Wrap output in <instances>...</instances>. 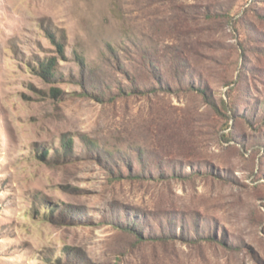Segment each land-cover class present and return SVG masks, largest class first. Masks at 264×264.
Returning <instances> with one entry per match:
<instances>
[{
  "label": "rangeland",
  "instance_id": "374dc122",
  "mask_svg": "<svg viewBox=\"0 0 264 264\" xmlns=\"http://www.w3.org/2000/svg\"><path fill=\"white\" fill-rule=\"evenodd\" d=\"M0 264H264V0H0Z\"/></svg>",
  "mask_w": 264,
  "mask_h": 264
},
{
  "label": "trees",
  "instance_id": "16d2710c",
  "mask_svg": "<svg viewBox=\"0 0 264 264\" xmlns=\"http://www.w3.org/2000/svg\"><path fill=\"white\" fill-rule=\"evenodd\" d=\"M57 64L58 62L55 57L46 58L44 61H41L38 66L39 74L45 78H54L57 76ZM198 88H200V91L206 96V100L209 101L206 91L201 89V86H198Z\"/></svg>",
  "mask_w": 264,
  "mask_h": 264
}]
</instances>
